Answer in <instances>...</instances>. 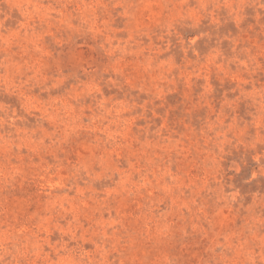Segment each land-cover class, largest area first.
Returning a JSON list of instances; mask_svg holds the SVG:
<instances>
[{"label": "rangeland", "instance_id": "1", "mask_svg": "<svg viewBox=\"0 0 264 264\" xmlns=\"http://www.w3.org/2000/svg\"><path fill=\"white\" fill-rule=\"evenodd\" d=\"M0 264H264V0H0Z\"/></svg>", "mask_w": 264, "mask_h": 264}]
</instances>
